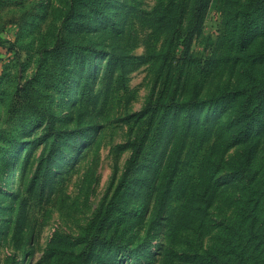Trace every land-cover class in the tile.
<instances>
[{
  "label": "rangeland",
  "instance_id": "rangeland-1",
  "mask_svg": "<svg viewBox=\"0 0 264 264\" xmlns=\"http://www.w3.org/2000/svg\"><path fill=\"white\" fill-rule=\"evenodd\" d=\"M198 3L0 0V264L264 256V0Z\"/></svg>",
  "mask_w": 264,
  "mask_h": 264
},
{
  "label": "trees",
  "instance_id": "trees-1",
  "mask_svg": "<svg viewBox=\"0 0 264 264\" xmlns=\"http://www.w3.org/2000/svg\"><path fill=\"white\" fill-rule=\"evenodd\" d=\"M202 0H199V3H198V7H197V14H196V17L199 15L198 13V8H200V2ZM54 51L55 52H62V47H61V42L60 41H57L53 47ZM46 75H40V74H36V77H39V81H42L44 79ZM34 79V80H35ZM38 79V78H37ZM33 79H29L26 83H24L23 85H20L19 88H18V92H17V97H15V101L12 103V105H10V108H9V113L10 115L12 116L13 114V117H10L12 120H15V121H18V120H21L22 121V126L26 127L28 125L27 122H24L25 120V117L23 116V113H19V112H24V110L26 109H30V110H34V114L36 115V119L38 121H41L43 120V117H40V114L41 113H45L46 112V107L45 106H41V105H38L36 104V101H35V98L32 97L28 92H27V87L32 85V83L34 82ZM250 122L253 123L254 120L253 119H250ZM48 123H52V120L51 119H48ZM246 127L248 126L245 125ZM255 125H253L252 127H250V131L253 130ZM242 129L238 128L237 131L235 132L236 136H239V132H241ZM238 167H236L234 169V172L236 173H241L243 172L242 170V165H237ZM263 200H258L255 202L254 204V210H253V218H252V222L254 223L255 220H256V216H258L259 212L261 211V208L263 206ZM262 238L264 239V237L262 236ZM264 242V241H262ZM256 243H253L251 248L249 247V249L247 250V252H249L251 249H255L257 245H255ZM258 247H261V250L263 251H260L261 253L264 252V245H261V243H259V246ZM246 250V249H245ZM260 250V249H258ZM242 254V255H241ZM239 253L238 255H241L237 261V264H245L244 261L242 260V258H246V257H243V253ZM251 264H264V256L261 257L259 260L256 259V262L253 263V260L250 261Z\"/></svg>",
  "mask_w": 264,
  "mask_h": 264
}]
</instances>
